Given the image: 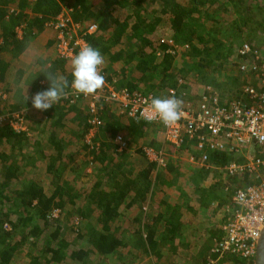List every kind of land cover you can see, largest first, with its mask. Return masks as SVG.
<instances>
[{"label":"trees","instance_id":"obj_1","mask_svg":"<svg viewBox=\"0 0 264 264\" xmlns=\"http://www.w3.org/2000/svg\"><path fill=\"white\" fill-rule=\"evenodd\" d=\"M256 1L100 0L95 6L90 0H0V91L8 95L6 99L0 95V116L17 115L31 107L27 98L48 87V73L63 75L71 82L72 58L52 56L54 35L45 39L44 34L45 22L60 11V3L71 6L75 21L97 25L98 31L84 38L88 45L100 49L105 58L103 76L116 89L143 95L154 91L159 95L156 97L163 92L188 105L212 101L215 96L204 88L205 79L224 66L228 67L223 70L226 76L222 72L224 78L233 73L235 83L252 76L240 65H250L254 57L241 56L238 50L245 41L253 50H260L262 40L257 32L264 35V6L252 7ZM230 9L239 15L228 19ZM257 38V44L249 40ZM167 39L183 49L188 45V51L178 55L177 49L170 52L172 45ZM33 40L42 43L47 53L25 65L18 58ZM19 63L15 73L7 76L8 68ZM31 66L35 69L22 81ZM194 69L197 75L190 76ZM15 75L22 81L20 91L19 84L12 86ZM191 77L203 80L204 85L189 96L185 91ZM153 81L158 83L153 85ZM230 91L233 94L225 101L220 99L217 106L244 100L241 88ZM14 92L18 93L12 98ZM47 113L28 131L0 123V264H97L93 252L108 259L124 246L126 237L117 235L119 221L123 228L136 230L135 246H140L137 257L141 252L143 256L155 253L153 259L158 260L162 254L156 250L169 245L168 250L176 252L175 238L186 235L189 219L185 211L195 217L201 207L212 204L220 215L229 204L234 186L256 181L247 175L242 179L228 175L223 166L243 162L230 149L209 155V165L216 168L212 174L224 178L225 187L218 181L205 186V171H192L190 164L168 157L179 152L173 145L159 143L166 160L165 167L158 166L143 153L141 140L144 126L153 124L118 113L111 104L98 112L101 123L97 126L89 123L88 102L80 98L68 96ZM70 116L76 118L77 126L69 129V142L77 149L63 153V145L68 143L58 140L53 129H65ZM42 131L46 133L41 135ZM91 133L93 144L87 138ZM117 137L124 145L116 142ZM29 138L33 140L30 146ZM47 143L51 146L49 153L40 149ZM35 159L43 161L42 177L36 171ZM87 161L98 165L97 171L86 173ZM187 175L191 182L186 184L193 185L190 192L193 190L199 198L197 209L180 183ZM149 193L163 195L147 206L144 201ZM169 197L183 202L173 204ZM226 212L222 215L227 218ZM209 233L218 235L221 229H210ZM223 262L253 264L234 254L225 256Z\"/></svg>","mask_w":264,"mask_h":264},{"label":"built area","instance_id":"obj_2","mask_svg":"<svg viewBox=\"0 0 264 264\" xmlns=\"http://www.w3.org/2000/svg\"><path fill=\"white\" fill-rule=\"evenodd\" d=\"M72 9L64 7L46 23L55 33V51L61 59H71L79 50L88 45L84 35L96 33V24H81L72 19ZM241 56L252 55L250 65L241 63V70H249L258 87L248 85L243 89L245 100H233L226 106H217V99L204 101L196 107L181 106V118L170 126H165L150 108V97L141 93H130L126 89H116L105 80L102 89L95 94L84 96L70 92L69 96L88 102L89 123H101L98 112L105 104H113L120 113L132 118H142L149 122L161 123L166 141L179 148L185 139L194 140L199 147L206 142L205 136L214 138L219 146L228 142L237 150L252 145L261 150L260 156H251L244 163H232L227 168L230 176H250L255 183L234 189L231 195L232 212L228 217L225 236L213 248L220 255L234 254L244 259L255 256L257 241L264 228V54L253 50L249 43L239 48ZM103 68L101 74L103 75ZM172 92V91H171ZM89 136H93L90 134ZM116 142L124 145L123 139Z\"/></svg>","mask_w":264,"mask_h":264},{"label":"crops","instance_id":"obj_3","mask_svg":"<svg viewBox=\"0 0 264 264\" xmlns=\"http://www.w3.org/2000/svg\"><path fill=\"white\" fill-rule=\"evenodd\" d=\"M44 27H45V30H44L45 32L46 31H51L50 35H54V31L50 27H47L45 25H44ZM43 43H45V41ZM35 45H37V48L34 50L33 47ZM39 47L45 48L42 43L38 42V40H33L31 45L29 46V48H27L25 50V52L22 55L19 56L18 59H20L23 64L28 65L29 62L25 61L24 55L26 54L27 51H29V55H30V53L32 54V51L34 52L33 54L35 55L36 53H38V48ZM262 49H264V48L260 47V51L263 52ZM52 51H53V48L51 47L50 53H53ZM263 54H264V52H263ZM44 55L45 54H41V57H43ZM19 65H20V63L19 64H12L8 68L9 70H8L7 76L9 75V73L10 74H14L15 71L18 69ZM31 71H32V69L29 68L28 72H25L23 74L22 81L30 74L29 72H31ZM247 79H248V81L245 84H243L242 86L239 87L242 90V94H243V89L246 86L253 85L254 82H256V79H254L253 75L250 78H247ZM12 80H13L12 86L13 85L15 86V85L19 84L18 89H19V87H22L20 85L21 82H22V81L20 82V77H17L15 75L14 78H12ZM155 83L157 84L158 81H155ZM153 85H155V84H153ZM20 90L21 89H19L18 91H20ZM16 93H18V92L11 93L12 98L13 97L15 98ZM0 95L4 99H6V97H8V95L7 94L5 95L3 92H0ZM146 95L152 96V97L153 96H159V95H156L154 91L146 93ZM10 96H9V98H10ZM9 98H8V100H9ZM166 98H168V96ZM182 106H187V104L186 105H182ZM36 111L37 110L34 109L31 106L25 112L22 111V113H20L21 114L20 117H22L23 121L26 122V124L24 126L25 127L24 129H26L27 131L31 127V124L37 122L38 120L41 122L42 118H43L42 116L44 114H48L47 112L36 113ZM47 111H50V109L47 110ZM70 119L72 120V119H74V117L71 118V116H70ZM68 122H70V121H68ZM76 126H77V121H75L73 124H71V126H69L68 123H67L66 128L63 129V130H62V128L60 126L53 129V132H55V130H59V133H57L55 135L58 140L67 141V143H68V145L67 144L63 145V147L65 149L63 151V153H65V151L66 152H71V151L75 152V150L77 149V147H75V145L73 143L69 142V140L71 139V135H69V133H68L69 129L76 128ZM158 126L161 128L162 135H163L164 130H163L162 125L160 124ZM47 132H50V129L47 130ZM90 137L91 136H89V138ZM162 138L164 140L163 141L161 140V141L165 142L166 139L164 137H162ZM205 138H206V142L202 143L203 145L200 146V147H199L198 143L195 142L194 140L185 139L184 142L182 143V145L179 147L178 154L171 156L172 153H170V156H168V157H170L171 159H175L176 161H180V162H183V163H186V164H190V167H191L192 171H196V170H201L203 172L205 171L206 174L203 175V176H205L204 178L209 179L211 182H216V175L210 174V173H214L213 170L216 169L212 165L211 166L209 165V157H210L209 155L211 153H213V152L222 153V152L229 151V149H230V151H232V153H234L236 155V157L240 156V157L243 158V162L242 161H233V162L228 163L226 166H223L225 171L227 170L229 165H231L232 163H239V164L244 163L245 161H247V159L249 157L257 156L258 154L261 153V150L259 148H257V146L248 145V146H245V147L241 148V150H240L241 154L240 153L237 154V152L239 151V150H237L238 148H235V147L233 148L231 146V144H229L228 142H224V144H222V145L215 146L216 143H214L215 142L214 138H211V137H209L207 135L205 136ZM164 144H166V146H170V147L172 146V142H169V141H167V143H161V146H163ZM45 146H48L49 148L51 147L48 143L45 144ZM173 147L175 148V150H177V148L175 146H173ZM143 153L145 155H147V158L149 160L155 161L158 166H162V167L164 166V162H165L166 158H165V155L163 156V153H161V151L153 149L152 146H144L143 147ZM80 155H82V154H80ZM78 165H79V163L77 164V166ZM96 166H98V165L93 166L92 162H88L87 161V166L85 168V172L86 173H92L93 171L94 172L97 171V168L99 166L98 167H96ZM73 167H76V165L74 163H73ZM138 167H141V165H137V168ZM207 171H210V172L208 173ZM86 176H87L88 180H90V177H92V176H89V174L86 175ZM217 176H218V174H217ZM240 179H242V178H240ZM181 181H184L183 187H182L183 191H185L188 194V196L190 197L191 203H192L194 209H197V206H199V202H198L199 198L194 194L193 190L190 192V189L193 188V185L187 184L188 187L185 185L186 183L191 182V180H189V176L187 175L186 178L182 179ZM223 182H222V184H224ZM184 185H185V187H184ZM207 185H205V186H207ZM220 185H221V183H220ZM224 186H225V184H224ZM242 186H245V185H240L239 184L237 186H234V189H236L238 187H242ZM219 189H221V187H219ZM223 190L225 191L224 188H223ZM176 192L180 193L178 191H176ZM162 195L163 194H160V193H156L155 195H153V194L151 195V193H149L148 194V198H147V200L144 201V203H146L147 206H148V203H155L160 198V196H162ZM169 199H170V201L173 202V204H175V203H179L180 204V203L183 202L180 199L178 200V199H174V198H171V197H169ZM229 199H230L229 200V204L226 207V210L224 212H223V210L220 211V214H223V213L227 214L226 211H228V216L231 215V212H232L231 196H230ZM208 205H210V204H207V206L204 205L203 207H201L200 209L202 211H200L199 215L195 216V217L193 216V214L189 213L188 211H185V216H186V218L189 219V225L184 231L186 233V235H184L182 237L179 236L183 240L186 238L183 242L181 241L182 243L179 245L180 249L176 250V251H178V250L181 251L182 250V252H183L182 255L179 254L180 255L179 256L180 260H182L181 256H183L185 254V252L187 251L188 248L190 250L194 249V252H196V250H199V249H197L196 246H199V244L201 246L202 245L201 242L206 241L207 236L209 234L210 225H211L210 222L209 223L208 222L205 223V221H207L206 220L207 214L208 215L212 214V215H215V216L219 215L215 211L216 210L215 206H212V204L210 206H208ZM122 212H124L123 209H122ZM126 215L129 217V214H126ZM126 215H123L122 218H124ZM222 216H224V215H222ZM200 221H201L202 224L200 223ZM117 225L120 226L119 231L117 232V235L126 237V240L123 241L124 242V246L120 247V249H119V251L117 252L116 255H113L112 257H110L108 259H106L103 256H99L98 253H96V252H93L92 253L93 256L95 258H97V261H98L97 264H153V263H149V262H161V261L166 263V264L177 263V261L173 259L175 254L171 253L172 251L170 252L171 254L167 255V251H170V250H168L169 247H170L169 245H167L165 248L164 247L163 248L160 247V250H156V251H159L162 254V257L159 258L158 260L153 259V257H155V253L150 255V256L144 255L145 256L144 257L143 253L141 252L140 253L141 256L137 257V255H138L137 253L140 251V246H138V245L135 246V240L131 241V239H133V235L136 234V230H134V228L131 227V226L123 228L121 221H119L117 223ZM127 228H129V229H127ZM185 243H188L189 246L188 247L187 246H185V247L182 246ZM173 244L176 247V244H177L176 238H175V242ZM142 257H144V258H142ZM129 259H136V261H138V262L135 263L136 262L135 261V262L131 263V261H129ZM128 261H129V263H126ZM181 264H183V263L181 262ZM191 264H198V263H191Z\"/></svg>","mask_w":264,"mask_h":264},{"label":"clouds","instance_id":"obj_4","mask_svg":"<svg viewBox=\"0 0 264 264\" xmlns=\"http://www.w3.org/2000/svg\"><path fill=\"white\" fill-rule=\"evenodd\" d=\"M65 7L68 9H72L71 6H69L67 4L65 5ZM63 8L64 7L60 6V11ZM12 9L13 8H11L10 10H12ZM72 12H73V10L71 11V16L73 19ZM58 13H56L54 16H56ZM54 16H52V17H54ZM52 17H50V18H52ZM48 20L45 22V26H46V23L48 22ZM55 36H56V33L54 31V38H55ZM167 40H168V43L170 45H172V47L169 48L170 52L174 49H177V53H178L179 50L183 49L182 47L180 48L179 45L174 43L172 39H167ZM187 46L188 45L184 46V48ZM258 52L263 54V52L260 50ZM104 63H105V58L102 55L100 49L97 47H93L90 44L86 45V46L82 47L79 50L78 54L74 55V57L71 59V77H72L71 82H69L67 77H65L63 75L56 76L52 73H48V74H46V79L49 82L48 87L43 89V90L35 92L31 96H29L27 99H28V101L30 100L31 106L34 109H36L40 112H45V111L49 110L50 108H52L54 105L60 103L62 100L67 99L70 92L76 93V94H83L84 96L95 94L98 90L102 89L104 84H105V78L101 74V69H102V66L104 65ZM251 86L258 87L257 81L254 82V84ZM170 93L172 94L173 92H170ZM144 95H146V94H144ZM219 100L220 99H217V102ZM244 100L246 101L245 97H244ZM106 105H109V104H105L104 107ZM111 105L114 107V109L116 111H118L117 110L118 108L116 106H114L113 104H111ZM189 105L190 104H188L187 106H183V107H196L200 104H191L190 106ZM149 106L151 109H153L154 113L159 117L160 121L165 126H170V125L174 124L175 122L180 120L181 115H182V113H181L182 101L180 99L176 98L175 96H171L168 98H160V97H156V96L150 97V105ZM104 107H103V109H104ZM118 113H120V111H118ZM149 123L156 125V126L161 124L158 122H149ZM164 138H165V136H164ZM162 143H167V141L162 142ZM172 145L175 146L174 144H172ZM177 149H179V148H177ZM226 172H227V170H226ZM228 175H229V173H228ZM222 217L219 219V221H216L215 224H212L210 227V229H213L215 232H217V228L220 227L221 234L210 235V233L209 234L207 233L208 236H207L206 241H210V246H211L210 252L213 255H215L218 259L224 260L225 256H230V254L220 255V254L215 253L213 251V248L216 245V243L218 241H220L225 236V231H224L223 227H224L229 216H227V218L224 216H222ZM217 236H219V237L216 238ZM240 258H242V257L240 256ZM254 258H255V256L252 259H244V258H242V259L252 260L254 262Z\"/></svg>","mask_w":264,"mask_h":264},{"label":"rangeland","instance_id":"obj_5","mask_svg":"<svg viewBox=\"0 0 264 264\" xmlns=\"http://www.w3.org/2000/svg\"><path fill=\"white\" fill-rule=\"evenodd\" d=\"M90 1L95 6L99 5V3H100V0H90ZM220 1H224V0H220ZM65 5L66 4L60 3V6H62V7H65ZM262 5L264 6V0H257L251 6L255 8L256 6H262ZM239 7H240V9L243 8L242 5H240ZM240 9L237 10V11H240ZM262 14H264V13H262ZM238 15L239 14L235 15L234 12L230 9V13H228V19L229 18H234V16L237 17ZM259 17H260V15H259ZM259 31L260 30H258L257 35H259L258 38L260 40H262L261 41L262 43L260 42L261 43L260 44V47L264 48V35L262 36V33L259 32ZM50 33H51V31L44 32L45 39L47 37H49ZM258 38L257 39H249V40H251L254 43H256L259 40ZM245 42H247V41H245ZM36 48H37V45H35L33 47L34 50ZM52 48H53V51H52L53 53H51V54H53V56H55V55L57 56L56 51H55V48H56L55 43H54V46H52ZM188 49H189V47L187 46L184 49L179 50L178 53H176V55L177 54H181L183 51L186 52V51H188ZM262 50L264 52V49H262ZM33 53L34 52L32 51V54L30 53V55H31L30 56L29 55V51L26 52V54L24 55V58H25V61L26 62H29L30 63L32 58L41 57V54H45V53H47V51H45V48L39 47L38 48V53H36L35 55ZM229 68L230 69H234V66L233 65H230ZM31 69L34 70L35 68L33 66H31ZM223 70H228V67L227 66H224L221 69V71H219V73H217L218 72L217 71L216 73H212L208 77H206V79H205L206 80V82H205L206 85H204L203 80L197 79L196 77H191L190 78V82H189V84H188L185 92H187L189 96H192V94L194 93V91L195 92H199L198 91L199 90L198 87L200 88V87H202L204 85V88H207V86H208V89H206V90L207 91H210L217 99H223L225 101V99H228L230 97V95L233 94V92H231L230 89H238L240 86H242L243 84H245L248 81V79H245V81L244 80H240L239 83H235V81L233 80V77H232V76H235V74L232 73L229 77L224 78L225 72ZM222 72L224 73V75H223ZM193 74H196V70L195 69L193 71H191L190 76L193 75ZM178 79H179L180 82L182 81V79H180V77H178ZM153 82H152V84H156L155 82L154 83ZM0 90H1V86H0ZM160 96H161L160 98H166L167 97V94H164L163 92H161L160 93ZM246 102H248V101H246ZM189 104L191 105V103H189ZM117 110L119 111V109H117ZM118 111H116V112H118ZM47 112H49V111H47ZM36 113H41V112L37 110ZM20 115L21 114H18V115H16V114L14 115L13 114V115L10 116L9 114H4V115L0 116V123L1 124H5V125H9L12 128L16 129L17 131L26 130V129H24L25 128L24 126H25L26 122L23 121V119H22V117H20ZM75 121H76V118L74 117V119H72V120H70V122H68V125L71 126V124H73ZM35 123H37V122H35ZM41 127H42V129H44V126H41ZM144 128H145L144 137L141 138L142 142L144 143L143 144V147L144 146H152L153 149L159 150L158 149V145H159V143H162V141L164 140L162 138V137H164V133L162 135L161 128L159 126H156V125H147V126H144ZM31 133H34V132H31ZM31 133L29 132L30 135H32ZM54 133L56 135L57 133H59V130H55ZM44 134H43V131H42L41 132V135H44ZM87 138L89 140V135H88ZM91 139L92 138H90L89 141L91 142V144H93V142L91 141ZM32 141L33 140L29 138V145L28 146L31 145V142ZM150 143H151V145H150ZM24 148H26V147H24ZM40 149H41V151L48 152V153L51 151V147L49 148L48 146H45V145H42V147H40ZM238 153L241 154L240 151H238L237 154ZM177 154L178 153H176V155ZM257 156H260L261 157L262 155L260 153ZM35 166H36V171L42 177L43 176V173H42L43 170H41V167H43V161L42 160H40V161H37L36 160ZM210 174H212V173H210ZM216 181L221 182V186H224L222 184V182L224 181V178H218V176H216ZM203 182H204L203 184L205 185L206 183H209L211 181L209 179H207V178H204L203 179ZM180 183L183 184L184 181H181ZM186 186H187V184H186ZM221 216H222V214L216 215V216L215 215H212V214H210V215L207 214V218L208 219L206 218L207 221H205V223H207V222L209 223L210 222L211 225H212V223L215 224L216 221H219V219L221 218ZM200 223H201V221H200ZM211 225H210V227H211ZM132 240H135V241L137 240V238H136L135 235H133V239H131V241ZM184 240L181 237H178L176 239V241H177V244H176L177 249H180L179 245ZM201 243H202L201 246H200V244H199V246H196L197 249H199V250H196V252H194V249L190 250L188 248L187 251L185 252V254L183 256H181V259L182 260H180V258H179V256H180L179 254L182 255V253H183L182 250L181 251L178 250L176 252L167 251V255H169L171 253L175 254V256L173 257V259L176 260L177 263H173V264H181V262L183 264H191V263H198V264H200V263L201 264H232V263H224L223 262V259H218L215 255H213L210 252V247H211L210 246V241H203ZM185 246L188 247L189 244L188 243H185ZM149 263H153V264H166V263H164L162 261L161 262H149Z\"/></svg>","mask_w":264,"mask_h":264},{"label":"water","instance_id":"obj_6","mask_svg":"<svg viewBox=\"0 0 264 264\" xmlns=\"http://www.w3.org/2000/svg\"><path fill=\"white\" fill-rule=\"evenodd\" d=\"M253 264H264V228L257 241L256 252Z\"/></svg>","mask_w":264,"mask_h":264},{"label":"bare ground","instance_id":"obj_7","mask_svg":"<svg viewBox=\"0 0 264 264\" xmlns=\"http://www.w3.org/2000/svg\"><path fill=\"white\" fill-rule=\"evenodd\" d=\"M264 24V23H263ZM213 34H215V33H213ZM255 37V36H254ZM245 40H246V38H245ZM260 44V43H259ZM208 61V60H207ZM178 62V61H177ZM241 62V61H240ZM183 77V76H182ZM219 96V95H218ZM177 151V150H176ZM201 160V159H200Z\"/></svg>","mask_w":264,"mask_h":264}]
</instances>
